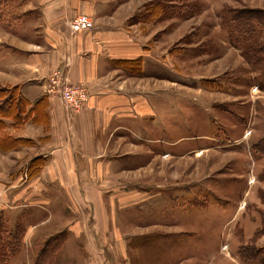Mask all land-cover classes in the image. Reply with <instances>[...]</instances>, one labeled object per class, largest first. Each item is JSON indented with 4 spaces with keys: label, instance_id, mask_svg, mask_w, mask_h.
<instances>
[{
    "label": "rangeland",
    "instance_id": "1",
    "mask_svg": "<svg viewBox=\"0 0 264 264\" xmlns=\"http://www.w3.org/2000/svg\"><path fill=\"white\" fill-rule=\"evenodd\" d=\"M119 2L111 21L97 23L84 9L94 28L79 33L100 26L127 33L137 55L112 66L136 78L132 99L145 93L133 110L145 123L110 145L101 130L90 146L77 135L76 118L92 85L72 81L67 67L52 72L47 92L64 114L66 141L48 142L45 109L43 137L20 138L18 146L13 130L4 132L9 126L0 135L13 138L0 148V241L13 250L6 264H250L242 249L264 248V155L254 151L264 140V75L233 45L220 14L264 10V0ZM57 34L64 37L62 28ZM75 36L66 39L71 56ZM162 60L167 70L156 64ZM109 77L93 84L102 90L124 82ZM75 85L88 98L72 114L63 94ZM52 146L49 161L40 157ZM39 175L51 182L35 196L34 186L21 184ZM41 193L49 200L38 202Z\"/></svg>",
    "mask_w": 264,
    "mask_h": 264
},
{
    "label": "crops",
    "instance_id": "2",
    "mask_svg": "<svg viewBox=\"0 0 264 264\" xmlns=\"http://www.w3.org/2000/svg\"><path fill=\"white\" fill-rule=\"evenodd\" d=\"M119 3V0H0V84L2 87H20L22 95L31 103L32 107L40 99L49 98V108L46 110L51 117V140L48 141L50 144L56 145V139L62 137L66 141L65 132L68 131L65 130V127L63 130L60 126V122L64 123L61 107L55 103L54 97L47 92L48 77L60 67L69 69L72 81L84 80L92 85L90 86L92 93L87 108L83 111V115L76 118L77 121L82 120V123L79 121L80 126H87L84 132L78 130L80 126H77V135H87L90 146L95 145V140L100 136L101 130L108 136L107 143L110 145L112 138L120 137L119 132H126L129 137L128 133L134 132L132 130L133 125L145 123L143 121L145 119L133 114L137 102H140V99L145 100L144 97H141L145 93L141 92L140 96L132 99L130 95L131 91L135 89L136 78L129 77L122 69H115L112 66L113 60H130L137 55L136 48H132V50L127 48L130 44L133 45L127 33L115 30L113 27L100 26L95 31L85 34H73L70 28V22L82 15L84 9L87 10L86 14L96 20L97 23L99 21L105 22V20L111 21L110 18L116 16L114 12H119L121 9ZM65 25L67 27L64 29ZM58 28H62L64 37L57 34ZM74 36L75 48H72L71 56V49L69 50L66 39ZM156 64L164 66V70H167L163 60L156 62ZM148 65L149 63L145 60V67ZM107 75L110 76L107 79L113 78L124 82L120 85L110 84L109 87L102 90L96 88L93 82ZM158 81L164 80L158 79ZM138 87L142 88L141 86ZM35 119L36 115L33 114L26 121L23 129L19 130L21 132L15 130L13 121L2 119L5 125L10 127L6 128L4 132L13 130L9 134L16 136L14 137L16 139L36 140V137H43L44 128L39 126L40 124H37ZM29 129L36 133H28ZM69 129L71 137H73L75 133L73 134L72 128ZM54 146L51 149L41 151L40 157L48 158L49 161L53 157L52 149L55 150L56 148ZM121 146H123V151L130 148V144L125 141ZM36 156L37 154L31 160H34ZM52 166H54V162ZM49 168L50 162L47 168H44L43 175H48ZM43 178L44 180H40L39 175L32 180L25 179L21 185L29 182L28 185L34 186L36 190L32 195L35 194L36 196V194L39 195L37 188H42L44 184L49 185L51 182L50 178ZM26 195L23 194L17 198L22 201ZM40 195L37 198L38 202L49 200L44 197L46 194L41 193Z\"/></svg>",
    "mask_w": 264,
    "mask_h": 264
},
{
    "label": "trees",
    "instance_id": "3",
    "mask_svg": "<svg viewBox=\"0 0 264 264\" xmlns=\"http://www.w3.org/2000/svg\"><path fill=\"white\" fill-rule=\"evenodd\" d=\"M222 25L228 33L233 45L241 50L244 59L254 68L262 71L264 75V10L224 9L221 12ZM34 107L22 95L20 87H0V135L5 129L2 119H9L14 122V127H23L26 121L36 115L37 124L47 125V113L43 111L47 108V99L42 98ZM25 116V117H24ZM4 128V129H3ZM13 138L3 136L0 140V148L6 150V142ZM16 145H24V140ZM254 151L264 155V140L254 147ZM242 256L250 264H264V248L242 249ZM10 245L4 240L0 241V264H6L5 253H12ZM253 262V263H251Z\"/></svg>",
    "mask_w": 264,
    "mask_h": 264
},
{
    "label": "built area",
    "instance_id": "4",
    "mask_svg": "<svg viewBox=\"0 0 264 264\" xmlns=\"http://www.w3.org/2000/svg\"><path fill=\"white\" fill-rule=\"evenodd\" d=\"M70 28L73 34H77L81 31H89L93 29L94 22L88 16L80 15L70 22ZM55 75L59 80L60 75L58 73H55ZM74 87L75 88H65L63 94L64 107L68 113L72 114L76 113L88 98V94L82 85H75Z\"/></svg>",
    "mask_w": 264,
    "mask_h": 264
}]
</instances>
